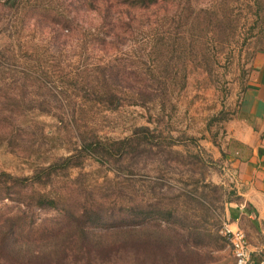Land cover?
Masks as SVG:
<instances>
[{
  "label": "rangeland",
  "instance_id": "rangeland-1",
  "mask_svg": "<svg viewBox=\"0 0 264 264\" xmlns=\"http://www.w3.org/2000/svg\"><path fill=\"white\" fill-rule=\"evenodd\" d=\"M4 1L0 0V174L31 177L39 167L71 155L78 146L77 134L73 136L64 124L66 115L71 116L73 109L69 106L67 112L62 110L44 84L52 88L57 85L58 89L53 90L63 98L60 94L63 86L57 77L59 70L74 74L78 66H83L84 58L90 56V61H96L104 55L97 50L102 47H95L97 56L94 58L92 43L85 49L82 47L80 34L91 27L94 19L87 5L81 8L80 0H20L14 8L3 6ZM214 1L195 2L199 6H213ZM234 7L237 15L247 16L241 15L235 30L228 31L229 35L223 41L221 36H214L208 45L212 56L203 67L196 66L192 59L188 61L185 87L181 78L184 72L180 71V79L170 87L167 97L145 106L138 99H128L116 111L92 102L82 105L83 99L78 98L76 108L79 106V111L75 118L81 121L82 130L88 128L91 134L97 133L102 139L119 140L132 135L136 128L148 127L156 135L174 138L176 143L172 148L167 144L158 148L146 145L141 149L142 153H130L124 160L128 179L122 184L115 180L119 166L113 160L102 165L95 159H88L81 168L60 171L58 182L42 189L51 192L55 198L64 199L70 192L67 193L66 189L60 191V188L66 186L69 178L76 182V196H80L82 201L108 197L105 219L86 227L92 233V244L85 250L92 253L91 262H87L88 258L74 261L71 256L67 260L71 262L69 264L231 262L222 229L227 223L225 208L232 190L223 182V166L220 159L215 161V156L228 143L227 128L249 88L253 59L259 50H264V37L259 39L263 34H260V25L255 24L254 12L242 11L239 2ZM68 18L74 21V28L83 27L72 39L61 38ZM17 30H20L19 34ZM148 36H153V33L146 29L139 39L144 40ZM148 50L145 44L132 41L123 51L113 50L110 56L105 57L112 61L121 54L130 55L125 62L127 71L135 70L141 77L148 66L138 60L143 54L147 55ZM26 53L29 55L25 56ZM153 59L150 55L143 57L150 65L157 66L159 59L156 62ZM21 69L30 70L40 77L47 71L55 83L42 77V82L35 77L26 80L20 74ZM84 76L79 77L80 86L84 85ZM85 78L88 85L93 84L92 77L90 81ZM131 80L135 83L134 78ZM151 81L146 77L144 85ZM45 101L47 113L41 110L46 106L41 105ZM17 102L21 103V108L17 107ZM81 106L85 107L84 114ZM172 151L179 154H170ZM167 160L171 162L164 172L162 164ZM172 163L176 164L175 167ZM0 185L4 186L1 181ZM187 191H196L194 197L197 201L202 204L208 202L209 206L212 203L214 208L210 210L200 203H192L190 196H185ZM203 195L207 198L200 200ZM155 200H162L165 206L167 201L174 202L168 208L179 216L177 221L169 223L157 216L159 211L155 216L149 215L153 206L162 208V204ZM175 203L179 205L175 207ZM61 207L44 209L21 204L17 200H0L1 224L23 217L26 224L34 225L30 232L31 227L21 222L26 233L22 240H19L21 231L17 233V243L22 248L28 240V245L34 244L31 245V254H24L29 264H49L50 259L56 260L54 254L43 253L40 249L42 243H46L49 231L64 226L67 219ZM10 255L8 251L1 252V264ZM21 256L17 255L20 262L23 260Z\"/></svg>",
  "mask_w": 264,
  "mask_h": 264
},
{
  "label": "trees",
  "instance_id": "trees-1",
  "mask_svg": "<svg viewBox=\"0 0 264 264\" xmlns=\"http://www.w3.org/2000/svg\"><path fill=\"white\" fill-rule=\"evenodd\" d=\"M19 1L6 0L3 6L14 8ZM195 1L80 0L81 8L87 5V10L88 12L89 10L92 11L90 13H92L94 19L91 27L83 30L80 34L83 37L81 38L82 47L85 49L87 45L92 43L94 46L92 48L94 55L92 56L95 58L98 50L103 53L104 57L102 56V59L99 58L96 61H90V56L87 59L84 58L83 66H78L74 74H67L63 69L59 70L57 77L61 79L60 82L63 88L60 94L63 98H59L53 90V88L58 89L57 85L52 88V86L49 87L48 84H44V88L46 87L49 94L51 93V96L60 104L62 110L67 112L69 106L73 109L71 116L66 115L64 124L68 126L73 136L75 133L77 134L78 146L73 149L71 155L59 158L47 166L39 167L31 177L17 178L8 173L0 174V181L4 184V186L0 185V200H17L21 204L27 203L44 209L60 208L62 205H66L61 207L67 219L63 224L64 226L56 231H49L46 243H42L40 249L43 253L56 256V260L50 259L48 261L49 264H69L71 262L67 260L71 259V256L75 259L74 261L88 258L87 262H91L92 253L85 252V250L90 247L93 240L90 238L92 233L86 227L105 219V206L108 202V197L82 201L80 196H76L78 192L76 182L69 178L66 180V186L62 185L60 188V191L66 189L67 193L70 192L64 199L55 198L51 196V192L43 191L44 187L58 182L57 178L60 171L67 172L73 168H81L88 159H95L102 165L113 160L119 166V172L115 176V180L122 184L123 180L128 179L124 160L130 153L134 152L138 155L142 153L141 149L145 148L146 145L158 148L167 144L168 147L172 148V145L176 143L173 140L174 138L163 137L161 134L156 135V132L153 133L148 127L136 128L132 135L119 140L102 139L97 133L91 134L88 128L82 130L81 121L75 118L79 111V106L76 108L79 103L78 98L83 99V102L80 103L82 105L92 102L116 111L124 106L128 99L131 101L138 99L141 105L145 106L159 98L167 97L170 87L175 86L180 79V71L184 72L181 78L184 82L183 87H185L188 81V74L186 73L188 61L192 59L196 66L203 67L206 60L212 56L208 45L214 36H221L220 40L223 41L226 39V35H229L227 34L228 31L233 32L235 30V24L241 20L242 15H237L235 12L234 4L236 2H239V9L242 11L254 12L255 24L260 25V34H263L259 39L261 40L264 37V0H215L213 6H199ZM243 16L246 17L247 15ZM73 22L72 18H68L64 22L61 38L71 37L72 39L80 29H83L80 26L74 28ZM146 29L152 32L153 36L140 40L139 35ZM17 33L19 34L20 30H17ZM132 41L137 44H145L146 49L149 48L147 55L153 57L154 62L159 59L157 66H154L150 65L147 60H143V57L147 55L140 56L138 61L142 65L148 66V69L141 73V77H139V74L137 75L135 70L130 69L129 72L127 71L128 66L125 62L130 58V55L121 54L119 58H113L112 61L111 59L107 60L105 57L110 56L113 50L123 51L128 43L131 45ZM99 46L102 48L96 50L95 47ZM207 48L208 51H206ZM260 52H264V50L261 49L257 53ZM28 55L25 54V56ZM115 61L117 62L114 63ZM117 64H123L124 66L120 67ZM19 71L26 80L35 77L38 82H42L41 77L50 78L47 71L42 72L41 77L40 75H34L30 70L21 69ZM81 71L88 79L92 77V85H88L84 76V85L80 86L79 77L83 75ZM54 74L56 75L55 71ZM146 77L152 81L144 85ZM131 78L135 79L137 85L132 82ZM51 81L55 83L53 80ZM44 83L46 82L44 81ZM128 83H131V85H128ZM146 91H148L147 94ZM46 103L47 101L41 104L46 105L45 108L41 109L45 113H47L45 111L47 109ZM21 106V103L17 102V107L21 108ZM80 110L81 113H85L84 106H81ZM61 123L63 122L61 121ZM175 153L179 154L175 151L170 152L173 155ZM170 162L171 160H167L162 164L164 172H167ZM175 165V163H172L173 167ZM156 180L159 179L156 178ZM119 192L124 194L123 191ZM186 194L185 196H190L192 203H200L210 210L214 208L212 203L209 206L208 202L202 204L197 201L194 197L197 194L196 191H187ZM206 198V195L199 197L200 200ZM156 202L159 205L162 204V208L157 209L153 206V209L149 211V215L155 216V212L159 211L157 216L166 219L169 223L171 220L173 222L177 221L179 216L171 208H168L174 202L167 201V206L161 203L162 200ZM177 205L179 203H175V207ZM7 222L6 225L5 222L0 223V253L8 251L11 255L6 256L7 258L3 264H29L28 257L24 254L29 256L33 251L31 245L34 244L30 243L28 245V240L25 242L27 244L23 243L25 246L22 248L17 243V233L19 230L21 231L19 240H22L26 233L21 225L31 227L30 232L34 230V225L29 226L26 224L23 217H16ZM40 250L38 254H40ZM19 254H22L20 257L23 258L22 262L17 259ZM44 256L48 257L49 255ZM29 260H31L30 257Z\"/></svg>",
  "mask_w": 264,
  "mask_h": 264
},
{
  "label": "crops",
  "instance_id": "crops-1",
  "mask_svg": "<svg viewBox=\"0 0 264 264\" xmlns=\"http://www.w3.org/2000/svg\"><path fill=\"white\" fill-rule=\"evenodd\" d=\"M252 69L249 88L227 128L228 143L215 161L220 159L223 182L232 190L225 219L245 233L252 264H264V52L257 53ZM229 251L232 264L230 246Z\"/></svg>",
  "mask_w": 264,
  "mask_h": 264
},
{
  "label": "built area",
  "instance_id": "built-area-1",
  "mask_svg": "<svg viewBox=\"0 0 264 264\" xmlns=\"http://www.w3.org/2000/svg\"><path fill=\"white\" fill-rule=\"evenodd\" d=\"M222 234L231 248L234 259V263L232 264H252L245 233L238 229L233 230L227 222L222 229Z\"/></svg>",
  "mask_w": 264,
  "mask_h": 264
}]
</instances>
